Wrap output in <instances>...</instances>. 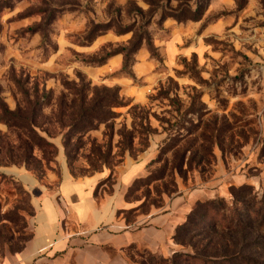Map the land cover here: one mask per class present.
I'll list each match as a JSON object with an SVG mask.
<instances>
[{"label": "rangeland", "instance_id": "obj_1", "mask_svg": "<svg viewBox=\"0 0 264 264\" xmlns=\"http://www.w3.org/2000/svg\"><path fill=\"white\" fill-rule=\"evenodd\" d=\"M199 4L198 21L171 16ZM94 28L107 30L88 39ZM13 76L38 89L41 139H17L0 122V254L27 240L33 195L53 190L62 167L114 179L126 159L149 151L142 179L155 178L130 190L134 198L148 189L149 202L164 189L171 195L178 181L206 184L218 167L230 186L248 184L264 198V0H0V101L10 110L21 99ZM82 83L91 88L85 108L93 88L112 106L71 120L68 88ZM172 253L138 251L128 264H160Z\"/></svg>", "mask_w": 264, "mask_h": 264}, {"label": "crops", "instance_id": "obj_2", "mask_svg": "<svg viewBox=\"0 0 264 264\" xmlns=\"http://www.w3.org/2000/svg\"><path fill=\"white\" fill-rule=\"evenodd\" d=\"M148 152L126 159L114 179L107 171L74 177L62 167L53 190L33 195L29 237L19 249L0 254V264H128L138 251L162 257L177 251L173 235L196 202L227 197L233 181L218 167L206 184L178 181L171 195L151 202L134 198L128 189L146 176Z\"/></svg>", "mask_w": 264, "mask_h": 264}, {"label": "trees", "instance_id": "obj_3", "mask_svg": "<svg viewBox=\"0 0 264 264\" xmlns=\"http://www.w3.org/2000/svg\"><path fill=\"white\" fill-rule=\"evenodd\" d=\"M55 11V7L48 9L49 15L45 22L49 23L52 20ZM40 12L43 13L45 10ZM201 12V4H199L195 5L192 11L186 8L179 9L171 16L177 22L198 21L201 18ZM106 30L103 29L97 34V29L94 28L86 36L88 39H93ZM138 44H141V41H134V47ZM11 80L18 89L21 99L16 100L13 110L8 109L4 102L0 101V122L5 123L10 132H16L17 139L21 140L24 137L25 140L34 142L35 137L40 140L41 137L34 133L33 121L34 110L40 105L38 89L35 83L32 89H25L23 86L28 81L16 76H13ZM86 89L91 90L88 84L83 83L77 88H68L72 99L69 104H66V107L71 120L93 113L97 105L102 110L112 106L108 102L109 94L97 96L96 89L93 88L90 97L91 106L85 108ZM112 95L116 94L110 96ZM63 102L64 96L60 98L59 103ZM21 103L28 110L23 111ZM184 157L185 152L174 156V159L178 158L173 165L177 172L182 169ZM164 169L165 167L162 168V170ZM149 176L145 179H136L129 187L128 193L132 189L136 190L138 185L148 187L155 178ZM163 192L165 193L166 190L164 189ZM229 192L231 196L229 200L216 197L196 202L186 221L176 228L173 235L176 244L190 248L191 252H174L171 257L165 258L160 264H264V198L258 197L248 184H241L238 187L230 186ZM149 193L148 189L142 196L148 199ZM202 210H204L203 213ZM150 255L154 256V254Z\"/></svg>", "mask_w": 264, "mask_h": 264}]
</instances>
